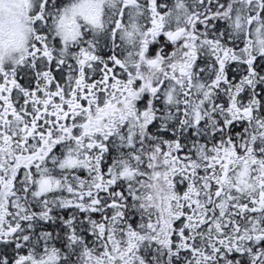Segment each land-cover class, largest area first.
Here are the masks:
<instances>
[{
    "label": "snow or ice",
    "instance_id": "1",
    "mask_svg": "<svg viewBox=\"0 0 264 264\" xmlns=\"http://www.w3.org/2000/svg\"><path fill=\"white\" fill-rule=\"evenodd\" d=\"M0 264H264V0H0Z\"/></svg>",
    "mask_w": 264,
    "mask_h": 264
}]
</instances>
